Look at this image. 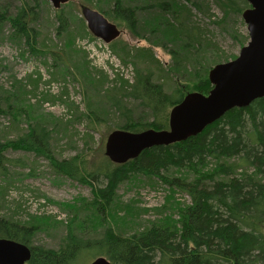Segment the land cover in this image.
I'll return each mask as SVG.
<instances>
[{"label": "rangeland", "instance_id": "obj_1", "mask_svg": "<svg viewBox=\"0 0 264 264\" xmlns=\"http://www.w3.org/2000/svg\"><path fill=\"white\" fill-rule=\"evenodd\" d=\"M37 1L41 10L37 29L41 33L35 47L41 50L47 46L49 50L61 52L63 37L56 36L54 31L57 12L48 0ZM91 1L89 4L87 0H68L61 10L73 21L76 31L82 7L104 15L120 31V36L113 41L116 50L130 49L131 57L122 58L114 53L110 44L90 39L93 36L86 29L87 35L75 40L78 53L72 54L67 61V70L59 71L50 55L44 57L29 52L23 41L12 37L9 22L0 23V99L1 104H7L6 110L1 106L0 143L18 139L29 126L42 120L50 130V148L57 161L78 156V160L86 159L99 166L104 163L102 156L107 136L126 123L119 113L109 108L110 102L104 96L106 91L118 88L120 80L133 85L139 70L149 66L152 54L161 64L157 72H152V82L163 85L166 93H173L176 88H182L183 93L190 92L192 86L183 85L194 83L188 81L184 73L196 67L208 73L215 65L237 57L249 41L241 16L243 11H230L227 6L230 0H120L123 6L129 5L134 10V27L115 18V0ZM163 1L172 5L171 12L157 16L154 5ZM232 1L239 2L235 10L245 8L241 7V0ZM244 1L250 7L247 0ZM0 4L2 13L7 11V16H13L20 2L1 0ZM180 13L183 26L177 25L174 19ZM172 50L179 56H188L185 68L174 65L169 53ZM141 54L143 58L133 57ZM84 70L92 77L96 71L106 75L105 86L101 89L85 87L81 77ZM88 79L90 85L96 84ZM124 102L129 101L124 99ZM150 113L137 106L130 122L140 128L150 120ZM89 114L99 117L97 124L90 123ZM4 149L5 145L0 148L5 169V174L0 175V216L33 222L36 232L30 242L32 246L57 249L69 231L82 237H86L89 230L101 232L100 226L93 228L92 209L87 206L93 199L90 185L55 174L45 158L32 152ZM87 165L83 173L88 171ZM240 173L238 171L237 175ZM247 173L252 174L253 170ZM161 176L168 180L192 178L184 170L175 168L162 171ZM94 179L92 183L96 187L106 185L103 176L97 175ZM114 197L113 216L105 213L103 225L115 226L121 231L148 228L165 217H173L176 214L173 211L190 202L187 194L169 187L157 177L142 173L118 184ZM95 257L84 256L79 264H89Z\"/></svg>", "mask_w": 264, "mask_h": 264}, {"label": "trees", "instance_id": "obj_2", "mask_svg": "<svg viewBox=\"0 0 264 264\" xmlns=\"http://www.w3.org/2000/svg\"><path fill=\"white\" fill-rule=\"evenodd\" d=\"M19 2L13 16H7V11L2 13L0 4V23L9 22L12 37L23 41L29 52L44 57L50 55L53 65L59 71L67 70V61H70L72 54L78 53L76 38L85 37L88 33L87 28L83 27V19H80L76 31L72 27L73 21L64 15L61 8L56 10L57 26L54 31L56 36L63 37V49L58 52L45 46L39 50L35 47L41 33L37 29L41 14L39 1ZM87 2L91 4L92 1ZM238 4L239 2L230 0L227 6L230 11L238 13L249 8L241 0V7L245 8L235 10ZM123 5L120 0H115V18L134 27V10L129 5ZM154 7L157 16L170 13L172 9V5L165 1ZM174 19L177 25L183 26L181 13ZM90 39L94 40V37ZM110 47L122 58L131 57L130 49L124 48V52H118L114 42ZM169 53L175 66L179 69L186 67V54L179 56L174 50ZM151 55L149 66L139 70L133 85L127 80H120L118 88L112 87L110 94L108 91L104 93L105 99L110 102L109 108L126 120L118 130L131 133L147 129L165 130L168 128V109L170 111L187 93L207 95L211 90L208 70L198 71L196 67L184 73L187 80L194 84L183 86H192V91L183 93L182 88H176L175 92L166 93L163 85L152 82V72H157L161 64ZM133 57L143 58L144 54ZM75 66L78 70L81 69L78 64ZM99 73L96 71L92 77L84 70L81 75L83 85L95 89L104 87L108 77ZM171 77L174 78L172 74ZM88 78L96 84L90 85ZM177 80L175 78L174 81ZM124 99L129 102L125 103ZM1 103L0 99V114L3 112L1 106L6 110L7 105ZM137 106L151 112L150 120L140 128L136 123L130 122L136 114ZM98 111L102 114L101 108ZM87 116L93 124L100 120L95 114ZM263 116L264 98L256 99L245 108L231 109L201 133L183 142L151 147L138 158L121 165L110 162L103 154L104 163L99 166L86 159L78 160V156L57 161L50 148V130L42 124L44 121H38L29 126L18 139L0 143V148L5 145L6 149L32 152L45 158L55 174L90 185L93 199L87 206L92 209L93 228L100 226L101 232L97 234L96 230H89L87 236L82 237L69 231L57 249H48L31 245L36 232L33 222L26 223L0 216V238L29 247L31 258L26 264H79L84 256H103L112 264H264ZM1 154L0 150V175H3L5 169ZM85 165L88 171L83 173ZM209 165L214 166L208 168ZM169 168L184 170L192 178L163 179L165 176H161V172H166ZM248 170H253V173L248 174ZM238 171L241 172L239 175ZM141 173L157 177L169 187L187 194L190 203L173 211L176 212L173 217H165L152 225L149 223L150 226L143 230L121 231L115 226L103 225L105 213L108 217L113 216L114 194L118 184ZM96 174L106 179L103 188L93 185ZM167 212L170 213L168 210Z\"/></svg>", "mask_w": 264, "mask_h": 264}, {"label": "water", "instance_id": "obj_3", "mask_svg": "<svg viewBox=\"0 0 264 264\" xmlns=\"http://www.w3.org/2000/svg\"><path fill=\"white\" fill-rule=\"evenodd\" d=\"M59 10L68 0H48ZM250 8L242 12L249 41L235 59L215 65L208 72L211 90L207 95L188 93L172 107L165 130L147 129L137 133L113 130L104 144V155L121 165L151 147L183 142L201 133L234 108H245L252 101L264 98V0H247ZM88 32L104 44L120 36L117 26L101 13L82 7L80 12ZM31 249L24 244L0 238V264H26ZM89 264H112L103 256Z\"/></svg>", "mask_w": 264, "mask_h": 264}]
</instances>
